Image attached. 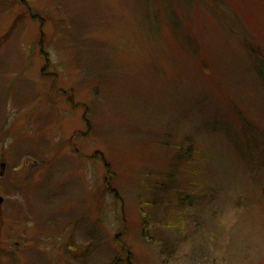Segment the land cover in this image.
<instances>
[{
  "label": "rangeland",
  "instance_id": "rangeland-1",
  "mask_svg": "<svg viewBox=\"0 0 264 264\" xmlns=\"http://www.w3.org/2000/svg\"><path fill=\"white\" fill-rule=\"evenodd\" d=\"M0 198V264H264V0H0Z\"/></svg>",
  "mask_w": 264,
  "mask_h": 264
},
{
  "label": "trees",
  "instance_id": "trees-1",
  "mask_svg": "<svg viewBox=\"0 0 264 264\" xmlns=\"http://www.w3.org/2000/svg\"><path fill=\"white\" fill-rule=\"evenodd\" d=\"M74 138H75V136H74ZM109 167V166H108ZM108 167H107V165H106V168L108 169ZM108 180H105L104 182H105V185H106V187H107V182Z\"/></svg>",
  "mask_w": 264,
  "mask_h": 264
},
{
  "label": "water",
  "instance_id": "water-1",
  "mask_svg": "<svg viewBox=\"0 0 264 264\" xmlns=\"http://www.w3.org/2000/svg\"><path fill=\"white\" fill-rule=\"evenodd\" d=\"M2 203V198H0V204Z\"/></svg>",
  "mask_w": 264,
  "mask_h": 264
}]
</instances>
